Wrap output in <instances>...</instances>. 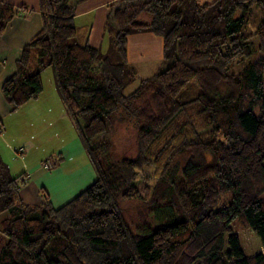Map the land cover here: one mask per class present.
<instances>
[{"label":"trees","instance_id":"obj_1","mask_svg":"<svg viewBox=\"0 0 264 264\" xmlns=\"http://www.w3.org/2000/svg\"><path fill=\"white\" fill-rule=\"evenodd\" d=\"M83 1L38 0L42 28L2 90L16 110L40 95L51 67L96 178L59 207L30 204L24 174L12 176L0 157V264H264V54L230 72L254 53L252 36L264 50V18L246 32L264 0H122L106 54L77 39ZM22 8L0 0V37ZM142 12L149 23L137 20ZM143 31L163 39L169 65L126 94L128 37ZM193 79L201 91L180 100ZM121 106L137 123L136 155L109 160L110 144L93 140ZM129 199L144 203L135 218ZM246 228L262 246L249 255L236 232Z\"/></svg>","mask_w":264,"mask_h":264},{"label":"crops","instance_id":"obj_2","mask_svg":"<svg viewBox=\"0 0 264 264\" xmlns=\"http://www.w3.org/2000/svg\"><path fill=\"white\" fill-rule=\"evenodd\" d=\"M1 1L25 4L26 8L18 11L0 37V157L12 176L24 174L20 195L25 202H59L81 191L84 184H91L96 173L55 84L48 81L37 98L12 110L2 86L14 73L24 46L42 28V13L38 0ZM121 2L85 0L76 4L77 39L96 48H107L113 37L110 19ZM127 52L131 60L144 52L163 59V39L149 31L133 33L128 37ZM53 154L64 160L58 167L53 161V167L47 169L43 162ZM5 217L1 215L0 220Z\"/></svg>","mask_w":264,"mask_h":264},{"label":"rangeland","instance_id":"obj_3","mask_svg":"<svg viewBox=\"0 0 264 264\" xmlns=\"http://www.w3.org/2000/svg\"><path fill=\"white\" fill-rule=\"evenodd\" d=\"M263 18L264 14L257 15L256 19L249 23L246 32H255L257 30L259 22ZM137 20L149 23L151 21V15L148 12H142L137 17ZM110 24H112L113 26L112 29L115 30V23L112 21ZM112 35L114 36V32L112 33ZM250 39L253 40L254 43V53L251 56L244 58L242 61L235 63L231 67L230 72L238 73L242 69V67L246 65L250 60L258 57L259 55L264 54V50H260L258 47L260 44V40L257 35L252 36ZM112 50V39L110 45L107 48L100 49V51L104 54L110 53L112 52ZM172 62L173 60H171L169 63ZM168 65V61H165L164 59L160 58L158 59L157 57L154 58L151 54L148 55V53L146 52L139 54L137 58H133V60L128 58L127 54L126 66L127 69H129L131 72L127 74L124 92L126 94L132 92L138 86L139 81L141 79L149 77L163 70ZM30 66V72H34L37 66V51H35L33 54ZM42 80L43 85L45 86L47 85L48 81L55 84L53 69L51 67L47 68L42 72ZM200 91L201 88L199 87L197 81L193 79L188 81L187 84L182 88L178 95V98L180 100H186L195 97ZM136 135L137 123L133 115L129 112H126L121 106L114 113L113 122L110 124V128L108 129V131L97 136L93 140V144H99L101 142L109 143L110 147L106 153V157L109 160H113L122 156L132 157L136 155ZM57 156L59 157L58 154H53L52 158H50L52 161H54L55 167H58L64 160L56 159ZM75 165H77V163H75ZM89 185L90 184H84L83 186H81V191ZM79 192L80 190H77V192H75V194H73L72 196L62 198L63 200L60 199L59 202L54 201L52 202V204L55 207H59L70 199H72ZM230 199V192L224 193L221 196L220 201L218 202V206L222 205V203L229 202ZM122 205L125 208L127 216L133 218L137 217L143 211L144 208V203L136 199L125 200ZM7 214V212L3 213L2 216H5ZM236 232L238 233V236L240 238V244L245 254H253L262 249L260 238L254 230L249 228H246L244 230L236 229Z\"/></svg>","mask_w":264,"mask_h":264},{"label":"built area","instance_id":"obj_4","mask_svg":"<svg viewBox=\"0 0 264 264\" xmlns=\"http://www.w3.org/2000/svg\"><path fill=\"white\" fill-rule=\"evenodd\" d=\"M53 165H54V164H53V161H52L50 158L46 159V160L43 162V166H44L45 168H47V169L52 168Z\"/></svg>","mask_w":264,"mask_h":264}]
</instances>
